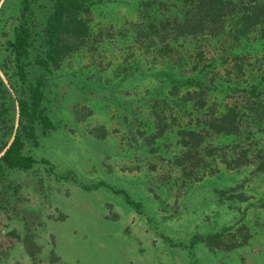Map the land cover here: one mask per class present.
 Returning <instances> with one entry per match:
<instances>
[{
  "label": "rangeland",
  "instance_id": "rangeland-1",
  "mask_svg": "<svg viewBox=\"0 0 264 264\" xmlns=\"http://www.w3.org/2000/svg\"><path fill=\"white\" fill-rule=\"evenodd\" d=\"M139 1L95 0L93 46L45 75L54 127L25 143L44 161L8 169L0 180V264H264V165L234 166L211 145L228 138L215 134L183 155L179 132L199 127L222 100L240 105L241 91L205 90L201 104L198 88L185 100L183 85L156 88L170 75L190 74L196 60L223 58L230 42L187 37L169 55L154 51L152 39L140 45ZM252 41L230 46L246 54L234 62L226 55L225 69L212 61L205 77L263 68V45ZM179 55L189 58L173 66ZM246 142L249 155L264 158V148L258 153L253 139ZM97 180L107 185H81ZM196 233L217 236L188 245Z\"/></svg>",
  "mask_w": 264,
  "mask_h": 264
},
{
  "label": "trees",
  "instance_id": "trees-1",
  "mask_svg": "<svg viewBox=\"0 0 264 264\" xmlns=\"http://www.w3.org/2000/svg\"><path fill=\"white\" fill-rule=\"evenodd\" d=\"M94 3L95 0H2L0 3V180L8 169H27L37 161H44L24 149L26 141L36 144L39 132L45 133L54 127L46 105L44 77L52 75L64 57L91 48L96 41L90 18ZM138 4L140 20L134 28L135 38L145 46L152 39L153 50L159 53L169 55L177 49L179 40L192 36L217 41L226 39L230 46L244 45L250 39L261 41L264 48V0H140ZM230 46L228 44V53L223 58L211 55L202 64L196 60L189 65L190 74L170 75L166 81L157 83L156 88L183 85L186 95L180 96L184 100L192 97V90L198 88L193 92H198L201 104L206 101L205 94L199 95L202 91H223L228 96L239 88L240 105L222 100L216 110L214 107L203 118L199 127L185 125L179 130L181 144L186 146L182 154L189 156L203 136L215 134L228 138L219 145L211 144L221 152L222 158L230 156L234 166L256 160L261 168L264 158L249 155L248 146L252 143L246 140L253 139L254 151L263 152L264 138L259 142L257 132L263 133L264 67L254 72L249 69L244 77L234 72L231 77L223 73L215 80L205 77L214 68L209 67L212 61L225 69L230 64L226 55L234 62L246 54ZM195 54L197 58L202 55L198 49ZM178 58L173 66L184 64L189 56L179 55ZM235 63L233 66H238V61ZM184 135L186 139H182ZM81 185L89 188L107 183L97 180ZM113 190L122 192L126 202L138 205L124 189ZM261 203L264 204V192ZM216 236L217 233L204 237L196 233L188 245L200 239L210 241Z\"/></svg>",
  "mask_w": 264,
  "mask_h": 264
}]
</instances>
